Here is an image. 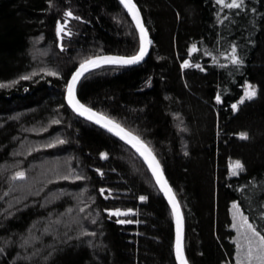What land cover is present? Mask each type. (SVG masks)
<instances>
[{"label": "trees", "instance_id": "16d2710c", "mask_svg": "<svg viewBox=\"0 0 264 264\" xmlns=\"http://www.w3.org/2000/svg\"><path fill=\"white\" fill-rule=\"evenodd\" d=\"M136 2L153 41L149 57L136 67L90 72L77 97L153 147L184 214L189 263L236 264L232 201L264 227V0H245L239 10L215 0ZM67 8L83 19H71L73 35L61 50L55 28ZM232 43L242 66L223 55ZM138 50L117 0H53L51 7L47 0H0V81L16 80L0 88V264H176L171 211L145 166L65 103L67 80L83 59ZM184 59L192 61L187 68ZM34 69L30 80L19 79ZM245 81L257 95L234 111ZM54 139L64 143L40 147ZM236 159L245 168L230 175ZM19 170L26 176L12 179ZM72 170L85 179H56ZM101 187L114 192L105 198ZM115 207L137 211H104Z\"/></svg>", "mask_w": 264, "mask_h": 264}, {"label": "snow or ice", "instance_id": "6c2138e0", "mask_svg": "<svg viewBox=\"0 0 264 264\" xmlns=\"http://www.w3.org/2000/svg\"><path fill=\"white\" fill-rule=\"evenodd\" d=\"M49 6L53 4V0H47ZM216 4L221 8L227 9H243L245 7V0H215ZM120 4L127 10L130 14L132 21L135 23V28L139 32V50L132 55H113V54H94L85 59H83L79 66L76 67L75 71L71 73V78L67 80L65 85L67 90V103L71 108L78 113L80 116L86 117L90 121H94L96 124L103 126L110 133L115 134L123 141L131 145L144 161L147 162L148 168L151 170L152 176L155 178L156 184L163 191L164 195L167 197L169 203L172 207V214L175 218L176 224V239H175V256L179 264H189L188 258L184 251V235H183V214L180 211L179 201L176 198L175 192L171 184L168 182L165 176L164 166L158 159L153 147L144 140L141 135L132 131L131 129L125 127L120 121L116 120L114 117L109 116L103 112L97 111L95 108L82 103L77 97V84L90 69H95L101 65L116 64V65H132L142 61L145 55L148 53L149 45L152 44V38L149 36V29L145 25L144 18L141 13V8L136 2V0H120ZM253 12L257 9L253 8ZM220 13L217 12L219 17ZM71 19L82 20L83 18L77 15L71 8H67L64 11V18L62 20L56 21V36L61 41L60 48L64 49L65 44L63 43L65 35L71 37L73 31L68 25ZM222 22V21H221ZM238 46L236 43H232L230 46V51L223 53L226 56L228 62L233 65H244L245 61L238 53ZM197 50V45L193 43L189 49V54ZM205 55H211L210 52H205ZM192 61L184 59L182 61L181 67L187 68L190 66ZM200 67L199 64L195 65ZM39 72L46 73L51 76H60V72L47 67H42ZM36 75V70L34 69L31 73L26 74L19 79L30 80L32 76ZM16 83V80L0 81V88L9 87ZM246 88L244 94L240 96L239 101L231 105L232 109L235 111L238 109L239 104L243 103L245 100H251L257 95V89L250 82L245 81ZM27 90V89H25ZM216 100L221 101V94H216ZM177 115H179L177 113ZM53 123H59V121H53ZM239 136L246 138L248 136L247 132L238 133ZM63 139H54L48 143L41 144V148H50L58 144H63ZM108 152L104 151L100 153L101 157L107 158ZM230 175H238L239 171L245 168V165L241 160L236 159L229 163ZM96 171L100 173L101 176L104 175L103 169L97 168ZM26 176L24 170H19L13 173L12 179H23ZM56 179L60 180H83L85 177L74 173V170L68 175H57ZM100 193L105 195V198L112 195L114 190L112 188H100ZM139 199L141 201L148 200L149 197L146 195H140ZM87 207V205H85ZM84 209L82 208L81 211ZM105 212H108L110 217L115 214L117 217L122 214H134L137 209L134 208H106ZM260 217L262 224H264V210L260 211ZM94 222V221H93ZM118 223L129 224V223H139L138 220L132 221L128 219H118ZM231 228L236 230L237 235L232 237L235 241L236 252L235 261L236 264H264V227L258 226L254 221L249 219V216L245 214V211L241 208L240 203L236 200L232 201V223ZM87 229H81V235L85 234ZM3 251V249H0Z\"/></svg>", "mask_w": 264, "mask_h": 264}, {"label": "water", "instance_id": "95a60500", "mask_svg": "<svg viewBox=\"0 0 264 264\" xmlns=\"http://www.w3.org/2000/svg\"><path fill=\"white\" fill-rule=\"evenodd\" d=\"M117 2H118L119 5L123 8V10L125 11V13L128 15L129 19L131 20V22H132V24H133V26H134V28H135V23H134V21H132L130 14H128L127 10H126V9L120 4V0H117ZM135 30H136V32H137V34H138V39H139V32H138V30H137L136 28H135ZM149 36H150V35H149ZM150 51H151V45H149L148 53L145 55L144 59H143L142 61L138 62V63L132 64V65H116V64L101 65V66H99V67H97V68H95V69H90L89 72L85 74V76L88 75L90 72H92V71H94V70H97V69H100V68H102V67H106V66H119V67L130 68V67H136V66L142 65V64L147 60V58L149 57V55H150ZM113 55H117V54H113ZM78 66H79V65H78ZM78 66H77V67H78ZM74 71H75V70H74ZM85 76H84V77H85ZM84 77H82L81 80H82ZM70 78H71V75H70L69 79H70ZM81 80L78 82L77 87H78L79 83L81 82ZM66 95H67V90L65 91V103H66V105L68 106V108L71 109V111H72L73 113H75V114H76L77 116H79L81 119H83V120H85V121H87V122L93 124L94 126L100 128L101 130L105 131L106 133H108V134L112 135L113 137L117 138V139L120 140L124 145H126V146H127V147H128V148H129V149H130V150L136 155V157L141 161V163L145 166V168L147 169V171L149 172L150 176L152 177L153 181H154L155 184H156L155 178L152 176L151 170L148 168L147 162L144 161L143 157H141V156L139 155V153H137V151H136L131 145H129L127 142L123 141V140L120 139L119 137L115 136V134L110 133V132H109L107 129H105L103 126H101V125H99V124H96L94 121H90V120H88L86 117L80 116L78 113H76V112L71 108V106L67 103ZM156 186H157L159 192L161 193L162 197L164 198V200H165L166 203L168 204L169 209H170V211H171L172 222H173V232H174L173 256H174L175 263H176V264H179V262L176 260V256H175L176 224H175V218H174V216H173V214H172V207H171V204L169 203L167 197L164 195L163 191L159 188V185L156 184ZM176 198H177V197H176ZM177 200H178V198H177ZM179 207H180V211H181L182 214H183V211H182V208H181L180 203H179ZM184 233H185V219H184V214H183V235H184ZM183 242H184V241H183ZM189 264H190V263H189Z\"/></svg>", "mask_w": 264, "mask_h": 264}, {"label": "rangeland", "instance_id": "374dc122", "mask_svg": "<svg viewBox=\"0 0 264 264\" xmlns=\"http://www.w3.org/2000/svg\"><path fill=\"white\" fill-rule=\"evenodd\" d=\"M245 88H246V86H245ZM244 91H245V89H244ZM127 215H128V214H127ZM121 216L123 217V216H126V215L122 214ZM235 231H236V230H235ZM236 235H237V233H236Z\"/></svg>", "mask_w": 264, "mask_h": 264}, {"label": "bare ground", "instance_id": "6f19581e", "mask_svg": "<svg viewBox=\"0 0 264 264\" xmlns=\"http://www.w3.org/2000/svg\"><path fill=\"white\" fill-rule=\"evenodd\" d=\"M117 139V138H116ZM120 141V140H119ZM126 146V145H125ZM127 147V146H126ZM135 155V154H134ZM136 156V155H135Z\"/></svg>", "mask_w": 264, "mask_h": 264}]
</instances>
